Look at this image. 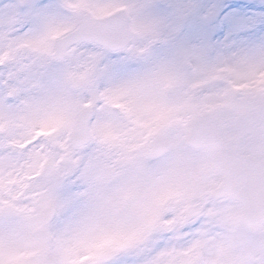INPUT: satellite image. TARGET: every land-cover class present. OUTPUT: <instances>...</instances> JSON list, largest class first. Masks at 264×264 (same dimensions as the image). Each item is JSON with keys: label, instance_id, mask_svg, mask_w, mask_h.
<instances>
[{"label": "snow or ice", "instance_id": "snow-or-ice-1", "mask_svg": "<svg viewBox=\"0 0 264 264\" xmlns=\"http://www.w3.org/2000/svg\"><path fill=\"white\" fill-rule=\"evenodd\" d=\"M0 264H264V11L2 0Z\"/></svg>", "mask_w": 264, "mask_h": 264}, {"label": "rangeland", "instance_id": "rangeland-1", "mask_svg": "<svg viewBox=\"0 0 264 264\" xmlns=\"http://www.w3.org/2000/svg\"><path fill=\"white\" fill-rule=\"evenodd\" d=\"M0 2H2V0H0ZM220 3L226 12L243 10L247 13H259L264 11V2H262V0H220Z\"/></svg>", "mask_w": 264, "mask_h": 264}]
</instances>
